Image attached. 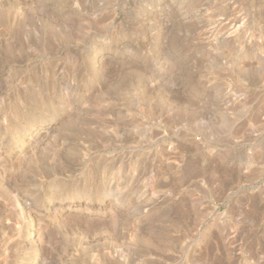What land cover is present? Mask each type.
Here are the masks:
<instances>
[{
    "label": "rangeland",
    "instance_id": "1",
    "mask_svg": "<svg viewBox=\"0 0 264 264\" xmlns=\"http://www.w3.org/2000/svg\"><path fill=\"white\" fill-rule=\"evenodd\" d=\"M0 264H264V0H0Z\"/></svg>",
    "mask_w": 264,
    "mask_h": 264
}]
</instances>
